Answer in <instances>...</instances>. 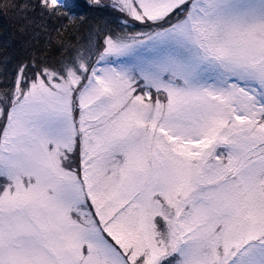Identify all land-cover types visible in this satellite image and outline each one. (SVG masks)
<instances>
[{
  "label": "snow or ice",
  "instance_id": "1",
  "mask_svg": "<svg viewBox=\"0 0 264 264\" xmlns=\"http://www.w3.org/2000/svg\"><path fill=\"white\" fill-rule=\"evenodd\" d=\"M0 264H264V0H0Z\"/></svg>",
  "mask_w": 264,
  "mask_h": 264
},
{
  "label": "trees",
  "instance_id": "2",
  "mask_svg": "<svg viewBox=\"0 0 264 264\" xmlns=\"http://www.w3.org/2000/svg\"><path fill=\"white\" fill-rule=\"evenodd\" d=\"M3 38V34H2V32H0V39H2Z\"/></svg>",
  "mask_w": 264,
  "mask_h": 264
}]
</instances>
